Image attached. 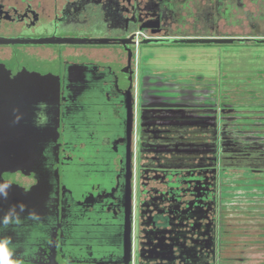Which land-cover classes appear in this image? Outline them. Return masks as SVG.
I'll return each instance as SVG.
<instances>
[{
  "label": "flooded vegetation",
  "instance_id": "af4514ba",
  "mask_svg": "<svg viewBox=\"0 0 264 264\" xmlns=\"http://www.w3.org/2000/svg\"><path fill=\"white\" fill-rule=\"evenodd\" d=\"M0 41V264H233L217 174L264 170V0H0Z\"/></svg>",
  "mask_w": 264,
  "mask_h": 264
},
{
  "label": "rangeland",
  "instance_id": "374dc122",
  "mask_svg": "<svg viewBox=\"0 0 264 264\" xmlns=\"http://www.w3.org/2000/svg\"><path fill=\"white\" fill-rule=\"evenodd\" d=\"M244 59L240 61H244ZM217 188L222 209L226 203H231L229 207L236 211L234 214L241 215V217H253V220H256V222L243 220L241 221L242 225L250 223L248 229L264 231V170L254 172L243 167L220 168L217 174ZM250 240L264 242V232L256 233ZM253 247L256 250L248 251L246 264L263 263L264 245L256 244Z\"/></svg>",
  "mask_w": 264,
  "mask_h": 264
},
{
  "label": "trees",
  "instance_id": "16d2710c",
  "mask_svg": "<svg viewBox=\"0 0 264 264\" xmlns=\"http://www.w3.org/2000/svg\"><path fill=\"white\" fill-rule=\"evenodd\" d=\"M236 213L235 210H232L230 207L225 208V211L222 213L223 217L225 218V223L226 224V232H225V238L232 240L235 244H226V246L221 248V259L222 258H235L233 264H237V258L240 257H245L246 254L248 253L249 250H256L253 246L255 245V242L251 241V238H254V235L260 230H255V229H248L250 226V223H244L242 225L241 221L249 222V221H255L253 220V217H248V216H243L241 217L234 214ZM246 243H253L252 248L246 247ZM249 246V245H248ZM205 254L211 253V249L209 251H204ZM227 261H221L220 264H229L225 263ZM248 262V257L246 256V260L244 263L246 264ZM243 263V264H244ZM242 264V263H240ZM261 264H264L261 263Z\"/></svg>",
  "mask_w": 264,
  "mask_h": 264
},
{
  "label": "water",
  "instance_id": "95a60500",
  "mask_svg": "<svg viewBox=\"0 0 264 264\" xmlns=\"http://www.w3.org/2000/svg\"><path fill=\"white\" fill-rule=\"evenodd\" d=\"M230 40V39H229ZM220 42H226L227 40L226 39H220L219 40ZM0 42H8V41H0Z\"/></svg>",
  "mask_w": 264,
  "mask_h": 264
}]
</instances>
